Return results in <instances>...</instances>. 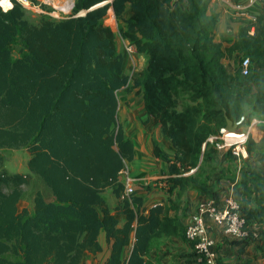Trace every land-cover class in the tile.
I'll return each mask as SVG.
<instances>
[{"label": "trees", "instance_id": "obj_1", "mask_svg": "<svg viewBox=\"0 0 264 264\" xmlns=\"http://www.w3.org/2000/svg\"><path fill=\"white\" fill-rule=\"evenodd\" d=\"M104 1L75 0L71 16H41L37 24L15 0L0 9V148L29 154L28 173H0V264H80L85 252H100L101 232L110 244L105 264H150L152 241L182 231L164 206L146 210L143 196L123 194L120 172L134 146L118 121L117 93L130 82L116 34L147 58L128 91L140 89L148 116L175 150L169 158L153 146L167 162L170 192L211 196L197 175L200 157L217 150L208 138L227 120L245 117L238 128L253 117L264 121V0L252 19H238L237 38L225 50L214 42L218 15L208 0ZM110 7L123 22L117 32L104 24ZM18 42L23 52L13 59ZM225 58L235 62L232 72ZM31 175L51 196L37 192L32 209L20 212ZM240 188V208L261 229L254 244L264 257V169L247 167ZM107 189L118 199L114 209ZM116 215L125 216L122 226Z\"/></svg>", "mask_w": 264, "mask_h": 264}, {"label": "crops", "instance_id": "obj_2", "mask_svg": "<svg viewBox=\"0 0 264 264\" xmlns=\"http://www.w3.org/2000/svg\"><path fill=\"white\" fill-rule=\"evenodd\" d=\"M231 1L235 2L236 0ZM210 10L218 15V22L213 32L214 42L220 43L222 50H225L237 38L240 28L239 18L232 15L226 7L217 3L210 4ZM118 41H120L119 38ZM135 56L142 58L145 67L146 56L136 52ZM125 62L130 65L131 61L128 56L124 55L123 65ZM223 63L229 66L231 72L233 71L231 60L225 58ZM128 65L127 68L129 69ZM119 110L124 135L134 146V158L131 162L125 163L124 168H128L135 176L144 177V179L149 180V183L163 179L160 188L149 192L148 195L144 191L146 188L144 189L142 186L137 188L136 186V194L144 197L143 206L146 210L156 205L166 207L169 199L172 198L170 194L176 193L177 190L174 189L173 192L171 191L172 193H169L167 162L162 156L154 155L153 146L155 144L169 158H173L175 150L170 141L162 134L160 125L148 116L144 107L143 96L138 87L126 93L125 99L119 103ZM260 125H264V121L253 117L246 125L238 128V131L249 133L247 148L250 150L247 152V157L235 158L229 152L220 150H216L210 155L206 165H210L211 170L215 171L213 181L209 182L213 193L211 196L200 194L195 199L189 200L191 204L196 205L198 202L201 203L202 200L208 199L213 200L216 205L221 207L227 198L240 201L242 172L247 167L264 169V132L260 129ZM21 173H26V169ZM189 192L190 190L184 192L182 201L188 198ZM103 195L106 196L108 207L114 209L118 204V199L111 191L103 193ZM196 213L197 209L194 214L192 213V216L179 219L184 230L193 221ZM170 215L173 216L171 213ZM116 218L119 220V225L122 226L125 216L116 215ZM205 223L209 236L217 243V264H241L246 260H249L250 264H264V257L256 252L254 243L240 242L225 237L221 229L210 218H206ZM98 242L101 246L100 252L96 254L85 252L80 264H105L110 254V244L107 243L104 232L99 234ZM127 255L128 251L126 252ZM146 260L150 264H202L195 254L193 245L184 238L183 230L179 231L177 236L169 235L154 239L148 250Z\"/></svg>", "mask_w": 264, "mask_h": 264}, {"label": "built area", "instance_id": "obj_3", "mask_svg": "<svg viewBox=\"0 0 264 264\" xmlns=\"http://www.w3.org/2000/svg\"><path fill=\"white\" fill-rule=\"evenodd\" d=\"M17 4L26 12L46 16L54 20H62L72 15L75 0H15ZM178 1V0H174ZM210 4H220L226 7L237 18L252 19V15L258 13L259 0H243L232 2L231 0H208ZM104 1L103 3H107ZM12 4V0H10ZM102 3V4H103ZM84 15V12L78 13ZM106 16H109L108 14ZM113 23L115 21L114 13L110 14ZM106 17L104 19V24ZM107 26V24H106ZM108 27H115L108 25ZM114 31V30H113ZM117 32V29L114 31ZM118 38L127 53L131 52L132 46ZM251 63L248 58L242 59L240 69L243 75L249 73ZM249 133L247 131H237L229 133L222 128L217 137H209L208 142L213 144L217 150L230 152L236 158L247 157V143ZM121 182L123 184V194L130 196L136 193L137 179L131 176L127 168L120 172ZM210 218L214 224L221 229L225 237L240 242L254 243L258 240L261 229L248 225L244 214L237 200L227 198L220 207L213 200L202 201L197 208V213L193 221L188 224L184 230V238L193 245L198 260L203 264H216L218 257V248L216 241L209 236L205 219Z\"/></svg>", "mask_w": 264, "mask_h": 264}, {"label": "rangeland", "instance_id": "obj_4", "mask_svg": "<svg viewBox=\"0 0 264 264\" xmlns=\"http://www.w3.org/2000/svg\"><path fill=\"white\" fill-rule=\"evenodd\" d=\"M108 1V0H106ZM112 0H109V2H111ZM13 5V3H12ZM2 11H4L2 8H0ZM228 11V10H227ZM113 13L112 8L110 7L108 10V15L110 16V14ZM232 15H234L231 12ZM109 16H106V21H105V25H114L115 23V27H113L112 30H116L117 27L121 28V25L123 26V22L120 21H116L113 23V20H111L112 18H109ZM41 15H36L30 12H26L25 11V19H27L30 23L32 24H37L40 20ZM54 20V19H53ZM118 23V25H117ZM118 35L116 34L115 36V41H116V45H117V49L120 53H122V56H128L130 58V65L126 64V62L123 65V73L125 76H127L129 78V85L124 87V89H122L121 91H118L117 95H118V99H119V103H122V101L125 99L126 97V93L128 92V90L130 89L131 85H132V81L135 78V75H138V73L144 68V61L142 60V58H138L137 56H135V50L134 48L131 49V52L127 53L126 51H124V48L121 44L120 41H118ZM23 52V49L20 45V43H15L12 46V57L13 59H17L21 56ZM236 60H238V57L235 58ZM127 65L129 66V69L127 68ZM233 65V69L235 67V62H232ZM118 121L121 122L122 117H120V110L118 111ZM29 158V154L26 150L25 147H21V148H0V173L2 171H6L8 173H15V172H22L24 169H26V173H28L27 170V160ZM210 158V156H206L200 157V161H199V170L197 171V175L198 178L200 180H205L206 183L209 185V182L213 181V175L215 173V171L211 170V166L206 165V162L208 161V159ZM128 169V168H127ZM128 172L131 176L137 178V179H141V181L136 182L137 183V188L141 187L142 188H146L144 191L147 192L146 195L149 194V192L160 188V185L163 183L162 180L163 179H159L158 181H153L149 183V180L144 179V177L142 176H135L132 174V172L128 169ZM213 189H211V192ZM140 191V190H139ZM39 192L43 195V197L45 198H49L51 196V193L49 191V189L46 188V186L43 184V182L41 181L40 178H38L37 176L31 175L30 178V182L28 185L23 186L22 187V197L20 199V201L17 204L18 210L21 212L24 209H28L31 210L32 209V205H33V198L35 196V194ZM109 193L110 190H106L104 193ZM173 192V191H172ZM169 192V193H172ZM190 195L188 196V198L186 200L182 201V198L184 197L185 193L178 195V191L174 194H170V196H172V198L169 199L168 201V205L165 207L166 210V215L168 218L174 220L176 219V221H179V219L184 218V217H190L192 216L198 205L200 204V202H198L196 205H193L189 202V200L191 199H195L196 196H199L200 193H198L195 190H190ZM106 197V196H105ZM206 200V199H204ZM202 200V201H204ZM201 201V202H202ZM170 213L173 215L171 216ZM193 213V214H192ZM173 217V218H172ZM180 222V221H179ZM182 230L184 232V227L182 226ZM218 261V259H217ZM202 263V262H201ZM203 264V263H202ZM217 264V262H216Z\"/></svg>", "mask_w": 264, "mask_h": 264}, {"label": "water", "instance_id": "obj_5", "mask_svg": "<svg viewBox=\"0 0 264 264\" xmlns=\"http://www.w3.org/2000/svg\"><path fill=\"white\" fill-rule=\"evenodd\" d=\"M245 121V117L241 119L238 123H233L229 120L226 121L225 130L229 133H235L238 131V126Z\"/></svg>", "mask_w": 264, "mask_h": 264}, {"label": "clouds", "instance_id": "obj_6", "mask_svg": "<svg viewBox=\"0 0 264 264\" xmlns=\"http://www.w3.org/2000/svg\"><path fill=\"white\" fill-rule=\"evenodd\" d=\"M13 5L10 3V0H0V8H2L5 12L11 9Z\"/></svg>", "mask_w": 264, "mask_h": 264}]
</instances>
